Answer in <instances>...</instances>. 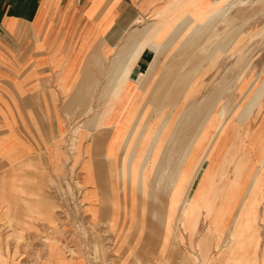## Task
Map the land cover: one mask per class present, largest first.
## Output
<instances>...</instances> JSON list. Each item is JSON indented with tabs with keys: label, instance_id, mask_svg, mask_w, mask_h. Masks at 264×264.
I'll use <instances>...</instances> for the list:
<instances>
[{
	"label": "crops",
	"instance_id": "1",
	"mask_svg": "<svg viewBox=\"0 0 264 264\" xmlns=\"http://www.w3.org/2000/svg\"><path fill=\"white\" fill-rule=\"evenodd\" d=\"M165 1L0 0V264H103L102 257L94 259L98 234L105 240L108 263L116 260V264H163L167 260L168 223L164 236L149 225L139 242H124L121 254L110 255L108 248L113 250L115 243L110 244L109 240L117 234L137 232L123 225V219H119L116 229L107 226L116 220L114 204H124V199L120 194L114 195L116 181L98 173L111 170L106 162L94 158L85 162L82 169L85 178L81 198L86 210L79 218L86 224L84 228L63 225L66 217L61 213V200L55 190L58 182L47 174L54 150L50 149V141L61 135V92L95 90L91 76L103 73L101 69L107 76L125 73L127 78L120 94L139 88L143 77L154 70L158 59L156 37L163 26L160 21L145 31L140 22ZM182 1L170 0L168 6L176 8ZM114 80L107 77V90L113 89ZM263 93L264 88L257 85L237 111L235 120L239 122L252 111ZM219 119L215 115L199 120L187 147L185 140L180 149L174 147V156L186 148L185 159L166 186H178V170L184 161H191L185 167L187 177L191 164L196 165L195 170L203 164L210 147L224 131L219 129L207 145L214 132L212 124H218ZM119 123L116 119L113 130L105 132L102 151L107 156L118 150L122 140L123 133L115 130ZM256 123H260L261 130L251 128L250 123L242 132L238 129L239 140L251 139L253 146L239 148L230 158L226 149L216 172L221 170L220 181L227 180L218 185L217 179H212L200 198L207 211L203 210L202 218L212 216L216 220L205 226V234L198 242L203 264H264V168L257 174L253 172L259 164L264 166V117ZM167 142L162 145L164 153L168 152ZM231 163L232 176L227 173ZM121 169V179L125 180L129 173L131 184L139 183L147 195L149 168L140 169L138 163L130 167V172L124 166ZM238 177L239 181L232 184ZM175 193L176 189L168 194L171 208L172 203L177 204ZM254 202H259L252 216L255 226L243 223L238 227V220L252 219L251 215L246 216L251 209L245 204ZM232 215L237 223L228 252L230 238L222 241L221 233ZM213 252L216 253L212 256Z\"/></svg>",
	"mask_w": 264,
	"mask_h": 264
},
{
	"label": "rangeland",
	"instance_id": "2",
	"mask_svg": "<svg viewBox=\"0 0 264 264\" xmlns=\"http://www.w3.org/2000/svg\"><path fill=\"white\" fill-rule=\"evenodd\" d=\"M168 1L140 22L144 23L145 31L160 21L163 26L156 37L158 59L154 70L143 77L139 88L126 90L117 99L113 98L111 90L106 88V81L107 77L112 80L116 76H107L105 69H101L103 73L91 76L90 81L94 83L95 90L61 92V135L50 141V149L54 150L47 174L58 182L55 190L61 200V213L66 217L63 225L84 228L86 224L79 218L86 210L81 198L84 188L82 179L85 178L82 169L85 162L93 161L94 158L97 162H106L111 170L98 173L115 180L117 185L113 188L114 195L120 194L124 199V204H114L116 220L108 222L107 226L116 229L119 219H123V225L129 226L131 232H137L135 235L117 234L109 240L108 243H115L113 250L108 248L110 255L121 254L124 242L130 245L139 242L143 237L141 233L149 225L153 231L163 235L168 223L169 255L163 264H203V251L198 242L205 234V226L216 222L212 216L202 218L203 199H199V193H196V185L207 160L198 172L195 171L196 165L191 164L188 177L185 167L191 161L189 158L187 163L184 161L183 168L178 170L176 187L166 186L165 177L181 155H173L174 147L178 150L182 141H186L185 145L190 142L200 125L199 120L211 119L215 115L220 117L218 124H212L214 132L207 145L219 134V129V132L224 130L210 147L209 162L222 159L226 149L230 158L239 148L246 149L252 144L251 139L239 140V130L242 132L247 129L249 123L251 128H258L260 123L256 122L264 117V93L260 103L239 122L235 116L257 85L264 88V0H224L220 4H214L218 0H183L176 8L162 7ZM219 7L222 9L219 10ZM129 99L132 100L130 104ZM103 114L105 116L101 118ZM116 119L120 123L115 130L123 133L122 140L118 150L107 156L102 151V143L105 132L113 130ZM130 119L133 121L127 125ZM231 119L234 120L230 122ZM160 137H163L162 145L168 141V155L163 158L166 167L159 160L154 163ZM234 146L237 148L233 149ZM238 157L240 159V155ZM138 163L139 168L145 170L152 165L156 168L165 167L163 177L158 180L156 171H151L153 173L149 175L146 186L147 195L143 194L139 183L136 186L131 184L129 173L125 180L121 179L123 166L126 172H130V167ZM233 167V163L228 166L227 173L230 176L233 175ZM262 167L259 164L253 172L257 174ZM220 172H216L213 177L219 182L218 185L227 180L224 178L220 181ZM159 182L163 185L155 186ZM121 183L123 186H118ZM174 189L177 204L172 203L171 208L167 199ZM243 198H240V205ZM197 199L199 201L195 206ZM258 204H245L251 209L246 211V216L251 215L252 219H243V222L238 220V227L243 223L255 226L252 216L258 210ZM235 223L237 221L232 215L221 233L222 241L230 238L227 240L228 252L233 243ZM95 239L94 259L102 257L103 264H116V260L111 263L106 260L104 248L107 247L103 236L98 234Z\"/></svg>",
	"mask_w": 264,
	"mask_h": 264
},
{
	"label": "bare ground",
	"instance_id": "3",
	"mask_svg": "<svg viewBox=\"0 0 264 264\" xmlns=\"http://www.w3.org/2000/svg\"><path fill=\"white\" fill-rule=\"evenodd\" d=\"M222 1H224V0H218V1H216L214 4H220ZM169 2H170V0L164 5V6H162V7H166V6H168L169 5ZM220 8V7H219ZM222 8H220L219 10H221ZM126 77V75H125V73H123V72H120L116 77H115V80H114V83H113V89L111 90V95H112V97L113 98H118V96H119V94L121 93V89H122V87H123V83H124V78ZM105 116V114H103L102 115V117L101 118H103ZM224 133V132H223ZM222 133V134H223ZM150 135H151V133H150ZM160 141V140H159ZM158 141V142H159ZM188 143H190V142H188ZM188 145V144H187ZM187 145H186V147H187ZM166 148H167V146H166ZM227 148V147H226ZM211 149V148H210ZM210 149H209V152H208V155L210 156V154H211V151H210ZM184 152L177 158V162H176V165L173 167V169L171 170V172H169V175L167 174V176L165 177L166 179L165 180H169L171 177H173L174 176V174H175V172H176V168L178 167V165L180 164V163H182V161H183V158H184V155H185V151H186V148L183 150ZM166 155H168V153L166 152V153H164L163 152V150H162V140L160 141V144L159 145H157V147H156V152H155V154H154V163H156L157 162V160H159V162L161 163H163V164H165V161L163 160V158L166 156ZM170 155L171 154H169V157H170ZM207 155V158H206V160H207V164H206V166L204 167V169H203V172H202V174H201V177H200V180H199V182H198V184L196 185V187H197V195H198V193H199V195H198V197H199V199L201 198V196H202V194L204 193V191H205V189H206V186L208 185V183L213 179V177H214V175H215V172H216V169H217V167H218V165L220 164V162H221V158L216 162V161H214V159H212L211 160V162H209V156ZM158 156H159V158H158ZM206 160H205V162H206ZM115 164V163H114ZM167 166V164H165V167ZM158 168H162V170L163 171H159L158 170ZM203 167H202V164H200L199 166H198V168L195 170L196 172H198L200 169H202ZM152 170H155L156 172H155V177H156V180H158L157 178H162L163 177V175H164V170H165V168L164 167H154L153 165L149 168V174L151 175L152 173H151V171ZM201 172V171H200ZM141 174V177H142V172H140ZM121 178H122V174H121ZM238 182L239 181V177L236 179V180H232V184L234 183V182ZM141 183H142V180H141ZM195 183V182H194ZM233 189L234 188H232V192H233ZM196 193H195V195H196ZM199 199H197L196 200V204H195V206H197V203H198V201H199Z\"/></svg>",
	"mask_w": 264,
	"mask_h": 264
}]
</instances>
